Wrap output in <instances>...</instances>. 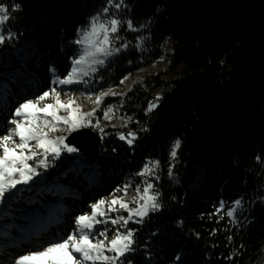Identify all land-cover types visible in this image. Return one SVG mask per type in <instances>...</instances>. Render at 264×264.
I'll use <instances>...</instances> for the list:
<instances>
[{
	"label": "trees",
	"instance_id": "trees-1",
	"mask_svg": "<svg viewBox=\"0 0 264 264\" xmlns=\"http://www.w3.org/2000/svg\"><path fill=\"white\" fill-rule=\"evenodd\" d=\"M119 2L0 0L11 17L3 34H16L0 45V85L7 86L0 88V125L29 98L23 85L35 95L54 87L90 95L162 56L168 62L165 77L148 79L158 80V97L138 87L123 97L122 117L135 134L126 140L133 143L116 146L102 135L96 162L78 152L61 156L50 182L24 188L5 205L0 244L24 233L23 219L48 205L84 213L89 199L146 177L160 207L128 224L134 243L123 264H256L264 253V0ZM93 17L105 27L121 22L110 46L121 50L97 59L103 63L82 80L57 84L83 50L74 42L84 39ZM4 66L10 70L1 72ZM154 162L152 173L141 175ZM237 199L235 217L212 215L220 202L234 206Z\"/></svg>",
	"mask_w": 264,
	"mask_h": 264
},
{
	"label": "snow or ice",
	"instance_id": "snow-or-ice-1",
	"mask_svg": "<svg viewBox=\"0 0 264 264\" xmlns=\"http://www.w3.org/2000/svg\"><path fill=\"white\" fill-rule=\"evenodd\" d=\"M112 3L114 7L120 8L123 5L119 0H108ZM15 8H19V5H15ZM104 12L108 11V8L103 9ZM8 13V8L4 4H0V45H3L5 40H10L15 37V33L11 30H7V35L3 34V29L7 21L10 19ZM96 21V17L92 18ZM121 22L117 19H112L110 24L107 25L112 33L118 31V26ZM101 28H105L104 25H99ZM92 33H85L84 39H78L74 43L83 44L88 38V35L94 34L96 31L97 24H92ZM128 27H132L131 21L128 22ZM105 46L97 47L95 51H85L84 54L79 55L77 59L73 61V66L70 72L67 74L66 78H61L57 81L59 84H72L76 82L73 77L78 76L81 72L83 75H87V72L83 70L82 66L91 59L92 63H103V60H96L95 56L97 53H102L104 56H109L113 51L119 52L121 49H112L107 46L110 43L108 34L104 36ZM0 88L6 90V85H0ZM50 95L49 91H44L43 94H39L36 99H25L24 103H20L18 107H15V116L25 118L28 123L22 124L18 119H13L7 125H0V131H7L6 135H0V149H2V155H0V206L7 205L11 206V203L20 197L21 192L26 189L18 188V185H28L30 181L39 173L36 167L30 166L29 161L34 160L44 167H48L47 161L43 159H38L41 153L37 151H32L30 146V141H35L36 149H43V155L47 156L50 152L53 156L59 157L61 149L73 153L77 152L78 149L73 146H68L64 143L65 137L60 136L56 138L55 141L48 139L49 131H54L56 128L55 124L49 125L48 121H45L44 126L37 124L38 116L40 112H44L46 115L51 116L55 121H63L65 124H71L69 132L75 131L80 128H86L92 126V121L90 119H85L84 116L76 117L73 115L75 110L69 112L67 117L58 116L56 114L57 107L69 108V105H61V101L57 94L56 104H45L43 107H37L39 102H42ZM104 95H107L105 93ZM97 103L100 102L101 97L96 98ZM155 107L154 104L150 105V108ZM52 109V111H49ZM91 117L93 113L85 114ZM107 115V113L105 114ZM49 131H45V128ZM96 127H99L97 122ZM10 129V130H9ZM103 131V129H100ZM128 136L134 138V133H128ZM14 137L19 138V143H16ZM121 140L125 139L124 135L120 136ZM128 144L133 143V139L127 140ZM59 146V147H57ZM180 141L176 140L174 142L173 148L171 150V156H176V149L179 148ZM19 150V151H17ZM28 150V154H26ZM159 162H154L150 168L148 164L144 165V170L141 175H148L152 173V169L158 166ZM171 174V173H170ZM153 188V184L147 183L144 188V193L147 194ZM143 203L139 207L128 208V205L118 201L111 200L110 210L118 211V209L111 208V205L119 204L120 209H127V217L121 215L115 219H111L112 224H120L124 228L121 232L116 230L113 238L109 242L110 247L105 245L104 240L97 239L95 243L89 239L91 236L95 238L97 236H102L107 238L108 229L105 228L103 231L99 229L94 230L96 224H106L107 218L105 220H97V215L106 217L105 212H97L96 210L100 205H104L105 201L102 199L98 204H92L90 206L92 210V215H80L74 220V227L76 229L75 234L69 235L67 232L62 234H56L45 240L43 243L32 245L26 249H22L14 253V255L9 259L0 258V264H88L89 261L94 262L102 260L106 264H123L121 257L132 251V245L134 243V230L127 227L128 222L133 220L134 217L142 218L148 214L149 211L157 210L160 205L157 202L156 195H144L141 197ZM31 202V201H29ZM242 200L237 199L233 202L234 206H227L224 202H220L219 206L214 209L212 215H217L220 212L229 217H235L237 209L241 206ZM3 209L0 208V212ZM137 222H141L138 220ZM231 240V237H229ZM107 250L112 255H104V250ZM3 245H0V251H2ZM40 249H43L42 251ZM71 249V251H70ZM63 252L64 255H56L58 252ZM27 252L28 254H23ZM75 253L76 255H73ZM18 257V259L16 258ZM79 257V258H77ZM230 259V258H229Z\"/></svg>",
	"mask_w": 264,
	"mask_h": 264
},
{
	"label": "rangeland",
	"instance_id": "rangeland-1",
	"mask_svg": "<svg viewBox=\"0 0 264 264\" xmlns=\"http://www.w3.org/2000/svg\"><path fill=\"white\" fill-rule=\"evenodd\" d=\"M97 24L96 31L94 34L88 35V38L83 43V50L80 52L79 55L84 54L85 51H95V48L97 47H104L105 41L104 36L107 33L110 39V43L107 44L108 47L111 46L112 42V36L113 34L111 31L105 27L101 28L99 25L101 24L99 21H94L92 24ZM92 26V25H91ZM87 33H92V27ZM99 54V53H97ZM79 57V56H78ZM5 64H10V59L6 58ZM167 57L162 56L155 60L150 65L140 69L134 74L128 75L125 78L122 79L121 83L115 87L105 89L103 91H100L95 94H83L77 91H64L58 87H54L52 90H49L50 95L45 98L44 101L39 102L37 104V107H43L45 104H56V98L57 94L59 96V99L61 101V105H69V108L64 107H57L56 108V114L58 116H64L67 117L69 115V112L72 110H75L73 112V115L76 117L84 116V118L90 119L92 121V126L90 128L94 129L100 137L104 135L107 139H114L116 140L115 144L116 146L120 145L121 139L120 136L124 135L125 139L122 141H127L128 133H130V129L127 127V123L125 122V118H123V97L130 91L134 90L135 88H140L144 90L145 92H149L151 96L158 97L160 95V92L162 91L161 88L157 85L158 80L152 82L148 81V79L151 80L153 76H159L160 80L165 77L162 72H164L167 69ZM10 70L9 67H3L1 72H8ZM77 77V76H76ZM76 77H73L74 80H76ZM78 82V81H77ZM59 84V83H57ZM60 85V84H59ZM21 92L23 93H31L29 94L30 99H36V97L39 94H34V88L32 89L29 87V85H23L21 86ZM33 90V91H32ZM107 93V95H104ZM43 94V93H40ZM101 97V100L99 103H97L96 98ZM28 97V96H27ZM28 98V99H29ZM25 101L21 102L24 103ZM20 104V103H19ZM17 105L16 107H18ZM49 111H52V109H49ZM93 113L91 117L86 116L85 114ZM107 113V115H105ZM37 124L44 126L45 121H48L49 125L55 124L56 128L54 131H49V129L46 127L45 131H49L48 139L55 141L56 138L63 136L65 139L68 137V135L71 133L69 132V128L71 127V124H65L63 121H55L51 116L46 115L44 112H40L37 114ZM13 119H18L22 124L28 123V121L23 117H16L15 116V108L11 115L6 116L4 119H2L1 125H7L11 122ZM99 124V127H96V124ZM100 129H103L101 131ZM10 130V129H9ZM7 131H0V135H6ZM14 140L16 143H19V138L14 137ZM30 146L32 151H37L41 153L38 159H43L47 161L48 167H44L38 163V161L30 160L29 164L30 166H34L37 169V172L39 175L35 176L32 181L29 182L28 185H18V188H29L31 190H38L40 185L50 182L51 178L54 176V173L56 169L58 168L59 160L61 159V156L66 158L69 155H72L73 153H69L63 149L60 151L59 157L53 156L50 152L47 156L43 155V149H36L35 148V141H30ZM65 143V141H64ZM66 144V143H65ZM59 147V146H57ZM19 151V150H17ZM80 153L79 151H77ZM26 154H28V150H26ZM0 155H2V149H0ZM152 166H150L151 168ZM133 182V181H132ZM131 180L127 179L125 181H121L119 185L116 186L117 190L113 192L111 195H109L106 198H103L105 201L104 205H100L98 209L96 210L99 212H105L107 214L106 217L97 215V220H105L107 218L106 224H96L94 230L99 229L100 231H103L105 228L108 229L107 238L102 236H97L95 238H92L91 236L89 239L92 241V243H95L97 239L104 240L105 245L110 247L109 242L113 238V235L116 230H119L121 232L124 231V228L121 227L120 224H112L111 219H115L121 215L127 217L128 211L127 209H120L119 204L111 205V208L118 209V211H112L110 210V202L111 200L115 199L118 201H121L128 205V208H135L139 207L141 203H143V200L141 197L144 195H153V190L151 189L147 194L144 193V188L146 187L147 183H150L144 177L140 183L138 184H130ZM131 185V186H130ZM102 200V199H100ZM98 199L92 200L89 199V201L86 202V211L82 213L77 208H74L72 211H66L63 213L62 208L57 205V203L52 206L48 205L46 211L42 212H33L31 216L24 218L23 225L25 227V232L18 233L16 236L17 238H14L15 240L11 241V239H5L3 243L0 245H3L2 251H0V258L2 259H9L11 258L14 253L17 251H20L22 249H26L32 245L43 243L45 240L49 239L52 236H55L56 234H62L64 232H67L69 235L75 234V227H74V220L77 216L80 215H92V210L90 206L92 204H98L100 201ZM0 208L3 209V211H6L5 205L0 206ZM2 211V212H3ZM1 214V212H0ZM66 218V220L62 223L64 220L63 218ZM143 218V217H142ZM139 217H134L133 220L129 221V223H134L140 220ZM41 224V225H40ZM129 228V226L127 225ZM41 251L43 249H40ZM71 251V249H70ZM131 252V251H130ZM130 252L125 253L124 256H127ZM23 254L27 255V252H24ZM113 253L109 252L107 250V247L104 250V255H112ZM56 255L63 256L64 253L58 252ZM73 255H76L73 253ZM123 256V257H124ZM121 257V258H123ZM18 259V257H16ZM79 258V257H77ZM120 258V259H121ZM39 264V261L37 262ZM88 264H93V262L89 261ZM94 264H106V262L102 260L95 261ZM256 264H264V253L263 255L257 260Z\"/></svg>",
	"mask_w": 264,
	"mask_h": 264
},
{
	"label": "water",
	"instance_id": "water-1",
	"mask_svg": "<svg viewBox=\"0 0 264 264\" xmlns=\"http://www.w3.org/2000/svg\"><path fill=\"white\" fill-rule=\"evenodd\" d=\"M65 143L68 146L76 147L91 162L97 161L101 137L92 128L86 127L72 131L65 139Z\"/></svg>",
	"mask_w": 264,
	"mask_h": 264
},
{
	"label": "built area",
	"instance_id": "built-area-1",
	"mask_svg": "<svg viewBox=\"0 0 264 264\" xmlns=\"http://www.w3.org/2000/svg\"><path fill=\"white\" fill-rule=\"evenodd\" d=\"M23 43H24V45H26V46L33 47L32 41H31L30 39H28V38H25L24 41H23ZM100 58H106V56H104L103 54H100V53H99V54H96L95 59L97 60V59H100ZM93 64H94V63L91 62V59H89V60H88L83 66H82V68H83L84 71H86V72L88 73L89 70H90V68H91V66H92ZM85 76H86V75H83V72H81V73L77 76V78H78L79 80H82Z\"/></svg>",
	"mask_w": 264,
	"mask_h": 264
}]
</instances>
